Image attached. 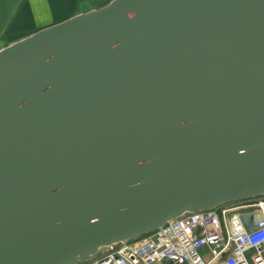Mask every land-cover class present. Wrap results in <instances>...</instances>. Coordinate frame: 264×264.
<instances>
[{
	"label": "water",
	"instance_id": "water-1",
	"mask_svg": "<svg viewBox=\"0 0 264 264\" xmlns=\"http://www.w3.org/2000/svg\"><path fill=\"white\" fill-rule=\"evenodd\" d=\"M262 196L264 0H109L0 47V264Z\"/></svg>",
	"mask_w": 264,
	"mask_h": 264
},
{
	"label": "built area",
	"instance_id": "built-area-1",
	"mask_svg": "<svg viewBox=\"0 0 264 264\" xmlns=\"http://www.w3.org/2000/svg\"><path fill=\"white\" fill-rule=\"evenodd\" d=\"M255 205L259 216L244 219L234 212L225 220V233L217 218H206L213 211L187 212L75 264H264V199ZM230 210L223 208V213Z\"/></svg>",
	"mask_w": 264,
	"mask_h": 264
},
{
	"label": "crops",
	"instance_id": "crops-1",
	"mask_svg": "<svg viewBox=\"0 0 264 264\" xmlns=\"http://www.w3.org/2000/svg\"><path fill=\"white\" fill-rule=\"evenodd\" d=\"M109 0H0V47L17 40L44 26L58 22L80 11L99 7ZM247 200V201H246ZM241 200L238 204V214L247 219L260 214L252 212L256 202ZM239 202V201H238ZM241 208V209H240ZM217 218V217H216ZM218 220V219H217ZM226 220V214L220 215L221 221ZM226 223V222H225Z\"/></svg>",
	"mask_w": 264,
	"mask_h": 264
},
{
	"label": "rangeland",
	"instance_id": "rangeland-1",
	"mask_svg": "<svg viewBox=\"0 0 264 264\" xmlns=\"http://www.w3.org/2000/svg\"><path fill=\"white\" fill-rule=\"evenodd\" d=\"M261 199H264V196H262V197H257V198H251V199H249L248 200V202H257V201H259V200H261ZM247 201V200H246ZM245 201H237V202H231V203H227V204H223V205H221V206H219V207H217V208H215V209H212V210H207L206 212H208V211H213V213L211 214V212H209V214H207V216L208 215H210L209 216V219H214L215 220V218L217 217V219L219 220L220 219V215H222L223 214V208H227V207H230L231 208V210L229 211V212H227L226 213V219H227V223H228V221H229V217L234 213V212H237L236 210H238L237 209V207H235V206H237L238 204H241V203H244ZM241 209V208H240ZM252 212H255L256 214H261V209L260 208H258V209H253V211ZM213 215V216H212ZM225 222L222 220L221 221V229H222V231L225 233L226 232V229H225Z\"/></svg>",
	"mask_w": 264,
	"mask_h": 264
},
{
	"label": "bare ground",
	"instance_id": "bare-ground-1",
	"mask_svg": "<svg viewBox=\"0 0 264 264\" xmlns=\"http://www.w3.org/2000/svg\"><path fill=\"white\" fill-rule=\"evenodd\" d=\"M211 214H212V213H211ZM209 216H210V215L206 216V218H209ZM212 216H213V215H212ZM212 223H214V222L212 221Z\"/></svg>",
	"mask_w": 264,
	"mask_h": 264
}]
</instances>
